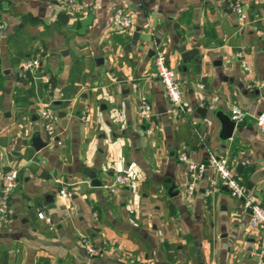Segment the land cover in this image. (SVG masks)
<instances>
[{"label":"crops","instance_id":"1","mask_svg":"<svg viewBox=\"0 0 264 264\" xmlns=\"http://www.w3.org/2000/svg\"><path fill=\"white\" fill-rule=\"evenodd\" d=\"M76 1L58 22L56 0H0V185L5 169L18 171L9 220L0 217V264H254L264 225L251 224L252 211L208 163L228 154L264 206V129L254 117L264 111V0H244L246 22L225 0ZM118 8L133 14L132 31L113 27ZM191 49L198 54L184 59ZM157 50L177 74L187 116L171 112L154 75ZM31 58L37 74L23 69ZM142 96L149 120L139 116ZM235 104L249 114L223 140L216 113ZM44 108L55 115L53 138ZM35 136L47 145L37 150ZM183 151L203 165L192 192ZM118 173L132 185L111 193ZM62 185L71 197L59 196Z\"/></svg>","mask_w":264,"mask_h":264},{"label":"built area","instance_id":"2","mask_svg":"<svg viewBox=\"0 0 264 264\" xmlns=\"http://www.w3.org/2000/svg\"><path fill=\"white\" fill-rule=\"evenodd\" d=\"M61 9L67 13H71L77 8L76 0H56ZM225 3L230 7L238 16L242 22L247 20V12L244 5V0H225ZM113 27L117 31H132L135 27V18L130 11L124 8H118L115 12L113 19ZM241 56L240 53H238ZM155 65L156 72L154 75L159 78L163 83L168 98L171 101L172 108L171 112L175 115L187 116V107L184 104L181 94V83L177 78L176 72L168 65L165 55L157 50L155 52ZM242 66L245 70L249 69V65L245 60H242ZM23 69L32 74H37L39 71V63L36 59H28L23 64ZM45 79L50 82L51 76L46 75ZM89 112L88 108L83 110L84 116H87ZM249 112L240 107L239 105H232L230 109V116L236 122V124L244 121L248 116ZM40 115L44 120L45 130L50 138L55 135V122H54V112L50 108H44L40 111ZM139 116L143 120H149L153 116V107L149 99L146 96H142L139 103ZM255 120L259 127L264 129V111L254 115ZM180 159L185 162L190 171V179L188 188L192 192L197 184L198 179L201 176L203 165L198 164L189 158V154L186 151L180 153ZM211 167L219 175L220 179L228 186L232 196L240 197L243 199V205L245 208L251 209L252 217L251 224L253 226L264 225V206L257 201V199L247 191L246 185L242 180H240L233 169L230 166L228 154L221 156L213 155L210 159ZM133 179L127 173H118L114 176V179L110 184L106 186V189L114 193L121 186L132 185ZM18 184V171L15 168H7L1 174V185H0V217L4 221L9 220V210H10V198L13 191L16 189ZM73 195L72 190L66 186L62 185L59 190V196L63 199H67ZM38 215L45 223L49 229H54V224L49 216L45 212L38 208ZM89 251L94 253L95 250L89 247ZM254 264H264V243L260 246L256 253Z\"/></svg>","mask_w":264,"mask_h":264},{"label":"water","instance_id":"3","mask_svg":"<svg viewBox=\"0 0 264 264\" xmlns=\"http://www.w3.org/2000/svg\"><path fill=\"white\" fill-rule=\"evenodd\" d=\"M143 24V20L139 19L138 21V25L133 33V43H136L139 40L140 37V30H141V25ZM156 43H159V39H156ZM152 52H154V50H152ZM195 53V55L198 54V50L197 49H191L188 51H185L182 55V57L184 59L190 57L191 55H193ZM202 114H204V112H201ZM216 116L218 117V119L221 122V131H220V138L223 140H227L229 138L232 137L234 129L236 127V122L231 118V116L229 114L224 113L223 111H217ZM33 145L34 147L39 150L43 147H45L47 145V142L43 141L41 139V137L39 136H35L33 138ZM208 165H210V162L208 163ZM85 173L88 175V177L92 180V185L94 186H101L102 185V181L99 180L97 178V173L96 171L92 170V169H85ZM253 187V183L252 182H248L246 185L247 191H250ZM251 211V209H250ZM203 264V263H202Z\"/></svg>","mask_w":264,"mask_h":264},{"label":"trees","instance_id":"4","mask_svg":"<svg viewBox=\"0 0 264 264\" xmlns=\"http://www.w3.org/2000/svg\"><path fill=\"white\" fill-rule=\"evenodd\" d=\"M68 15H69V13H67V12H65V11L62 10L59 13V16H58V22H64L65 19L68 17ZM29 76H31V75H29Z\"/></svg>","mask_w":264,"mask_h":264}]
</instances>
